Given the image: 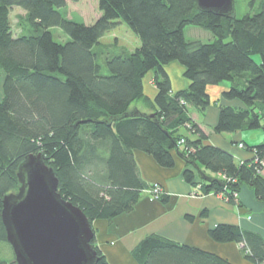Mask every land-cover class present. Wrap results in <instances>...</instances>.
Returning a JSON list of instances; mask_svg holds the SVG:
<instances>
[{
	"label": "trees",
	"instance_id": "1",
	"mask_svg": "<svg viewBox=\"0 0 264 264\" xmlns=\"http://www.w3.org/2000/svg\"><path fill=\"white\" fill-rule=\"evenodd\" d=\"M247 3L248 13L236 18L201 12L195 0H98L99 17L85 25L63 17L65 0H0V245L12 252L2 200L19 189L18 167L29 155L43 156L58 193L91 225L129 213L140 194L151 191L139 177L134 150L162 168H172L173 153L178 154L185 163L183 179L199 187L198 195L221 194L236 204L234 195L247 187L264 208V141L241 143L252 158L237 163L205 144V134L188 115V108L203 114L210 106L207 86L228 82L221 98L243 108L220 106L214 132H264V0ZM13 7L25 12L28 26L17 36L10 24ZM120 24L139 40L132 52L100 42ZM188 26L209 32L211 41L186 40ZM54 28L69 40L55 42ZM174 61L188 82L176 93L164 71ZM149 72L156 88L154 118L130 110L143 98L142 80ZM167 199L163 192L158 198ZM208 236L240 244L248 261L264 264V239L258 234L219 224ZM92 245L95 264H108L94 239ZM11 254L12 261L0 257V264H16ZM132 256L138 264H231L157 235L141 240Z\"/></svg>",
	"mask_w": 264,
	"mask_h": 264
},
{
	"label": "crops",
	"instance_id": "2",
	"mask_svg": "<svg viewBox=\"0 0 264 264\" xmlns=\"http://www.w3.org/2000/svg\"><path fill=\"white\" fill-rule=\"evenodd\" d=\"M132 43L133 49L125 50L132 52L140 45L136 37H132ZM164 71L169 77L173 93L188 87V82L183 78V67L179 63L170 62L164 67ZM229 87L228 82L207 87L210 106L203 114L195 108H188V115L205 134V144L228 152L237 163H242L250 160L252 155L237 145L239 143L245 146L258 145L264 141V132L252 134L243 131L222 134L214 132L220 106L243 108L236 100L225 101L221 98V94ZM142 89L143 98L132 103L130 110L141 114H153L155 111L153 99L156 95L153 73L149 72L144 76ZM181 132L188 135L185 128H181ZM173 156L174 166L162 168L151 156L138 150L133 151L140 179L148 186L159 185L168 199L162 203L154 200L149 190L143 191L129 213L119 215L111 221L92 222L94 244L108 264H138L132 256V251L149 235H157L177 244L215 254L231 264H254L244 257L240 244L216 243L209 238L208 232L219 224H227L258 234L264 239L263 205L247 187H243L238 193L236 204L228 203L221 194L203 196L196 194L197 188L183 179L185 163L176 153H173Z\"/></svg>",
	"mask_w": 264,
	"mask_h": 264
},
{
	"label": "water",
	"instance_id": "3",
	"mask_svg": "<svg viewBox=\"0 0 264 264\" xmlns=\"http://www.w3.org/2000/svg\"><path fill=\"white\" fill-rule=\"evenodd\" d=\"M195 1L204 13L219 17L234 13V0ZM17 177L20 187L3 197L1 209L15 263L95 264L92 225L79 207L58 193L57 178L43 156H27L18 167Z\"/></svg>",
	"mask_w": 264,
	"mask_h": 264
},
{
	"label": "rangeland",
	"instance_id": "4",
	"mask_svg": "<svg viewBox=\"0 0 264 264\" xmlns=\"http://www.w3.org/2000/svg\"><path fill=\"white\" fill-rule=\"evenodd\" d=\"M66 8L62 10L63 17L70 19L77 23H83L85 25H91L100 15L98 11L97 3L98 0H65ZM234 15L236 18L243 17L246 13H248V3L247 0H234ZM10 24L13 35L17 36L26 32L25 28H27L25 12L22 11L19 7H13L10 11ZM52 36L55 42L57 43H65L69 40L68 36H66L60 29L54 28L51 30ZM185 38L189 41H200L204 43H208L211 41V35L209 32L193 27L188 26L184 30ZM132 37H135L130 30L124 25L117 26L114 30L106 33L101 39L100 42L102 44L109 45L111 50L116 51L117 48H128L133 49L132 47ZM116 49V50H115ZM227 83V82H224ZM211 87V86H207ZM215 87V86H212ZM246 134L252 133H263L262 130H244ZM240 144V143H239ZM238 144V145H239ZM237 145V146H238ZM239 147V146H238ZM240 148V147H239ZM238 195V194H237ZM235 196V199L237 198ZM10 248L6 245H0V257L7 261H12V254Z\"/></svg>",
	"mask_w": 264,
	"mask_h": 264
},
{
	"label": "built area",
	"instance_id": "5",
	"mask_svg": "<svg viewBox=\"0 0 264 264\" xmlns=\"http://www.w3.org/2000/svg\"><path fill=\"white\" fill-rule=\"evenodd\" d=\"M180 144H183L184 143V141L183 140H180V142H179ZM240 148H243V145L240 143L239 145H238ZM254 162L255 163H258V160H257V158H256V156H254ZM262 166H263V162H261L260 163ZM199 187H197V189H198ZM196 189V190H197ZM150 192V195H151V197L154 199V200H158V198H159V196L162 194V190H161V187L159 186V185H157V184H153L152 185V189H151V191H149ZM236 195H234V197H235Z\"/></svg>",
	"mask_w": 264,
	"mask_h": 264
}]
</instances>
